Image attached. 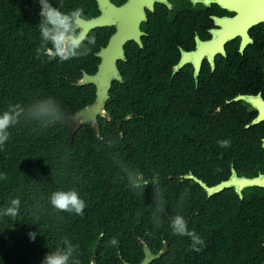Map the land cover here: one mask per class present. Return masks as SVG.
Segmentation results:
<instances>
[{
  "label": "trees",
  "instance_id": "16d2710c",
  "mask_svg": "<svg viewBox=\"0 0 264 264\" xmlns=\"http://www.w3.org/2000/svg\"><path fill=\"white\" fill-rule=\"evenodd\" d=\"M72 1L51 3L67 12ZM39 11L37 0H0V113L9 104L52 99L66 118L93 103L95 87L74 84L82 72L94 74L97 59L92 46L88 55L63 63L37 58ZM170 77V70L150 69L145 79L135 71L123 84L114 82L104 106L110 119L98 118L100 136L82 125L69 141L62 122H22L10 130L0 150V173L7 177L0 179V208L19 198L20 210L15 220L0 217V264H41L65 240L78 246L80 263L96 248L97 264H121L117 257L136 255L140 239L158 247L188 241L171 232L168 217L176 214L190 231L201 232L205 192L184 177L205 183L207 171L219 176L221 154L235 149L209 147L218 145L210 134L217 120L176 102ZM121 164L139 175L144 191L129 188ZM154 177L167 213L159 226L152 219ZM69 189L85 201L83 215L51 208V193ZM30 232L37 233L34 241ZM112 238L118 244L109 246Z\"/></svg>",
  "mask_w": 264,
  "mask_h": 264
},
{
  "label": "flooded vegetation",
  "instance_id": "af4514ba",
  "mask_svg": "<svg viewBox=\"0 0 264 264\" xmlns=\"http://www.w3.org/2000/svg\"><path fill=\"white\" fill-rule=\"evenodd\" d=\"M108 2L122 13L101 10L97 0H73L70 6L83 8L84 20L109 23L88 34L96 40V71L98 53L122 27L130 39L123 46L124 60L116 62L121 77L138 71L145 79L150 69L170 70L175 101L217 120L210 134L219 139L212 142L229 140L227 148L235 149L221 154L220 175L207 171L203 183L208 188L232 180L254 183L233 184L212 195L203 190L200 251L190 250V240L158 247L140 239L136 255L117 259L146 264V247L151 256L162 253L148 264H264V0ZM94 253L97 264L96 248L80 264H92Z\"/></svg>",
  "mask_w": 264,
  "mask_h": 264
},
{
  "label": "clouds",
  "instance_id": "9594fccd",
  "mask_svg": "<svg viewBox=\"0 0 264 264\" xmlns=\"http://www.w3.org/2000/svg\"><path fill=\"white\" fill-rule=\"evenodd\" d=\"M40 7V21L37 25L39 30L40 43L35 49L37 58H47L48 60H58L63 63L71 59L86 56L91 51V46L96 43L94 36L83 33L80 29L81 21L85 19L83 8L77 7L71 11H62L61 6H55L51 0H37ZM64 112L60 105L52 100L34 102L29 106L21 104H9L7 110L0 113V150L10 139L11 129L20 125L22 122L40 123H61L64 119ZM218 145L222 148L230 147L229 140H219ZM122 171L125 173L126 180L130 189L144 191L145 188L137 173L121 164ZM6 175L0 173V179H6ZM153 178V222L159 226L162 222L161 217L167 215L164 206L163 196L156 181ZM183 202V196L181 197ZM49 204L56 212H66L75 215H83L87 207L85 201L74 189L67 191L58 190L51 193ZM20 210L19 198L12 199L10 203L0 208V217H11L13 220L18 216ZM169 227L174 236L187 237L190 241V250L200 251V246L204 244L202 238L194 231H190L186 219L180 215L168 217ZM30 240L34 241L37 233L30 232ZM109 246L118 244L115 238L110 239ZM78 246L71 241L65 240L64 246L60 250L49 251L42 259L41 264H80L79 259L74 258Z\"/></svg>",
  "mask_w": 264,
  "mask_h": 264
},
{
  "label": "water",
  "instance_id": "95a60500",
  "mask_svg": "<svg viewBox=\"0 0 264 264\" xmlns=\"http://www.w3.org/2000/svg\"><path fill=\"white\" fill-rule=\"evenodd\" d=\"M97 2L99 3L101 10L111 11L114 13H122L121 9H113V6L109 4L108 0H97ZM108 24L109 23L106 22L104 18H101L100 20H82L80 29L83 33L88 35L92 30L99 27H105ZM127 33L128 32L124 31V29L121 27L118 30V33L109 41L108 45L98 53L97 56L101 59V62L98 66L97 71L92 75H89L86 72H82L81 79L74 84L78 87L84 85H93L95 87V99L90 105L75 113H70L69 115H67L66 118L63 119V124L67 125V122L70 123L69 125H67V138L69 139V141L72 140L74 134L82 125L90 126L93 129L94 133L97 136H100L98 118L102 117L110 119L109 115L104 110V106L110 98L109 91L111 89L112 83L117 82L122 84L124 82L117 69L116 62L118 60H124L123 46L130 39ZM134 41L139 45V47H142L139 38H135ZM184 178L192 180L194 183L198 184L203 190L208 193V195L220 193L233 184H236L240 188L245 185L254 184L252 181L247 180L241 182H236L235 180H232L228 182H222L215 187L208 188L203 183V181L197 179L196 177H193L192 175H187ZM144 250L146 264H148L153 258H158L162 254L159 253L156 256H151L146 247L144 248ZM95 256L96 253L93 254L92 264H95Z\"/></svg>",
  "mask_w": 264,
  "mask_h": 264
},
{
  "label": "rangeland",
  "instance_id": "374dc122",
  "mask_svg": "<svg viewBox=\"0 0 264 264\" xmlns=\"http://www.w3.org/2000/svg\"><path fill=\"white\" fill-rule=\"evenodd\" d=\"M70 123L69 122H67V125H69Z\"/></svg>",
  "mask_w": 264,
  "mask_h": 264
}]
</instances>
